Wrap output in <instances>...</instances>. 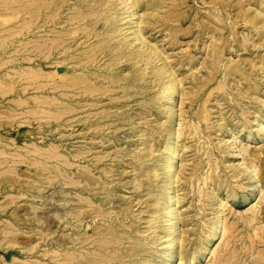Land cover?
<instances>
[{
	"label": "rangeland",
	"instance_id": "374dc122",
	"mask_svg": "<svg viewBox=\"0 0 264 264\" xmlns=\"http://www.w3.org/2000/svg\"><path fill=\"white\" fill-rule=\"evenodd\" d=\"M30 1L31 14L12 21L10 0H0V264H71L74 238L98 246L100 233L119 258L106 264L161 263L168 244L163 147L171 134L180 155L176 262L183 254L182 264H264V0H167L157 16L162 5L140 0L138 17L150 25L139 28L120 0H68L66 14L94 6L86 22L100 46L96 58L107 50L92 67L107 83L73 109L67 101L42 104L45 75L50 88L75 76L53 77L54 56L43 72L42 45L54 26L48 35L37 28L41 0ZM80 43L81 52L90 44ZM155 47L167 60L155 57ZM170 65L185 94L174 114L160 97L162 84L174 81L159 77ZM218 217L223 236L207 258Z\"/></svg>",
	"mask_w": 264,
	"mask_h": 264
},
{
	"label": "bare ground",
	"instance_id": "6f19581e",
	"mask_svg": "<svg viewBox=\"0 0 264 264\" xmlns=\"http://www.w3.org/2000/svg\"><path fill=\"white\" fill-rule=\"evenodd\" d=\"M35 1V0H34ZM39 1V0H38ZM122 2L121 5H124L126 7H129V10H132L129 12V17L131 18V21L134 25H137L138 28L143 26L144 24L150 25L149 22L142 20L141 17H138L139 13H138V7L140 6V0H120ZM153 1H157L159 3V6L157 10H155V14H151V16H157L159 15L160 11L162 10L161 8H165L164 6L167 5L166 3L168 2L167 0H153ZM5 2V1H2ZM81 6H83L84 4H86V1H78ZM89 2V1H88ZM7 3V2H6ZM30 0H21L18 2V0H10L8 6V9L11 11V19L12 21L14 19H19L18 15L20 13H25L28 14L30 13V10L32 8H30ZM68 0H41L40 4H39V13L41 16V20H39V24L37 25V28L40 26L41 29L44 30V34L48 31V27L50 26H54L53 30L52 28L50 31V34L52 33L54 35V38L52 40H47L44 39V45L43 46V50H42V54L43 55V59L45 61H42V69L43 72L45 73V69L48 66V59H50L51 56H54V63L53 65H55V72L53 71L52 74L54 73L55 78H57L58 76L63 78V77H67L70 74H72L73 76H75L72 79V82L70 85H58V83L56 82V79H54V86L53 87H49V83L47 80V75H43L44 76V84L42 85L41 89H42V94L43 97H41L42 99V104L46 105V106H54L57 108H62L64 107L66 101L70 104L68 106H73L76 107L79 104H83L84 102H87L89 99L87 98H91V96H95L96 93L100 92L99 89L100 87L98 86L99 84H104L107 83L105 82L106 78L103 77V75H101V73H95L92 71V67H94L96 64L100 63L107 54V50L101 52L102 55H104V58L102 59L101 57H97V48L99 49V45H95V43L92 42L93 39H95V37H92L91 35L93 34V30L91 31L93 27H91V29L89 30L87 26H89V24L93 23L92 20H90L89 22H86V20L90 19L91 16H89V12L90 11H95L94 6L91 7V5H87L86 7V11L85 10H79V11H75L72 12L73 10H77V9H73V5L70 6L72 8L69 9V11H71L72 13H68L66 14L65 12V6L67 5ZM107 3V2H106ZM174 3V2H173ZM116 4V3H115ZM114 4V5H115ZM164 4V6H163ZM6 5V4H5ZM97 5V4H96ZM173 5V4H172ZM29 6V7H28ZM104 6V5H103ZM168 6V5H167ZM2 6H0L1 8ZM5 7V6H4ZM100 7L102 8V5H100ZM99 7V8H100ZM175 8V5L173 6ZM77 8H79L77 6ZM168 8V7H167ZM65 9V10H64ZM2 10V9H0ZM170 10V9H167ZM3 11V10H2ZM33 11V10H32ZM31 11V12H32ZM8 12V11H7ZM98 12H101L100 10ZM110 13V12H109ZM9 14V13H8ZM31 14V13H30ZM33 14V13H32ZM100 14V13H98ZM166 14V13H165ZM37 15V14H36ZM109 15V14H108ZM21 16V15H20ZM29 16V15H28ZM38 17V16H37ZM36 17V18H37ZM108 17V16H107ZM30 18V17H29ZM105 18V17H103ZM153 19V18H152ZM26 18H20V21L26 22ZM96 20V19H95ZM11 21V22H12ZM94 21V20H93ZM179 19H172V22H178ZM18 22V21H17ZM86 22V23H85ZM32 23V22H31ZM156 24H165L163 21L161 20H155ZM168 23V22H167ZM253 23V22H252ZM154 24V25H156ZM12 25V24H11ZM17 24L13 25L16 26ZM28 23L25 25H21V26H27ZM94 25V24H93ZM109 25V24H108ZM153 25V26H154ZM36 26V25H35ZM60 26V27H57ZM75 26H79L77 28H75ZM100 27V26H99ZM110 27V26H108ZM262 27V26H261ZM29 28H30V24H29ZM73 28V29H71ZM28 29V28H27ZM31 29V28H30ZM34 29V28H33ZM36 29V28H35ZM110 29V28H109ZM259 29V28H258ZM37 30V29H36ZM85 32V34L83 35L82 31ZM89 30V31H88ZM260 30V29H259ZM81 31L82 35H78V37H73L74 35H76L77 33H79ZM99 31V30H98ZM34 32V31H33ZM32 32V33H33ZM39 32V30H38ZM97 32V30H96ZM137 32H141L137 30ZM40 33V32H39ZM43 33V32H42ZM41 33V34H42ZM49 33V32H48ZM13 34V33H12ZM31 34V33H30ZM47 34V33H46ZM106 34V33H105ZM108 34V33H107ZM48 35V34H47ZM52 35V36H53ZM101 35V34H100ZM99 35V36H100ZM106 36V35H105ZM104 36V37H105ZM142 36V34H141ZM41 38V37H40ZM106 38V37H105ZM115 35H109L108 39H110V41H114L115 39ZM103 39V38H102ZM49 41H52L51 44ZM86 42L85 44H87V41L89 44L88 47H84V49H82L83 52H81L80 48L78 50L74 49L75 46H79L82 47L84 46V43H80V42ZM147 41V38L143 39V42L145 43ZM41 42V44H43ZM100 43V41H97V43ZM80 43V44H79ZM126 44V43H125ZM51 45V46H50ZM41 46V45H39ZM41 46V47H42ZM115 48V46L113 47ZM39 49V48H38ZM101 49V48H100ZM30 50V49H28ZM155 57L157 58H161L162 57V53L160 52V50L155 47ZM40 51V50H39ZM38 51V52H39ZM81 53H80V52ZM34 52V51H33ZM41 52V51H40ZM28 53V52H27ZM35 53V52H34ZM33 54V53H32ZM31 55V54H30ZM101 55V56H102ZM26 56V55H25ZM95 58V60H91V58ZM125 57V56H124ZM101 58V59H99ZM166 58V59H165ZM33 59V58H32ZM149 60L151 59L150 56L148 58ZM162 60H167V57H162ZM53 61V60H51ZM97 62V63H96ZM52 66V65H51ZM97 66V65H96ZM40 67V68H41ZM39 68V67H38ZM95 69V68H94ZM41 69H39L40 72ZM99 70V69H98ZM42 71V70H41ZM82 71V74H79L78 72ZM117 71V70H116ZM124 71V70H123ZM122 71V72H123ZM38 72V71H37ZM47 72V71H46ZM239 72V71H237ZM43 73V74H44ZM134 73V72H132ZM168 73H170L168 75ZM39 74V73H38ZM109 74V73H108ZM72 76V77H73ZM173 77L174 81L173 82H169V83H164L162 84L161 91H160V97L163 100H166V105L165 107L168 110H173L172 113L174 114V104H175V100L178 96L182 95L183 97L185 96V94L183 92H181V86L184 83L182 80H178L176 72L174 71V68L172 65L169 66V70L165 73V74H159L160 79H164V78H170ZM42 77V76H41ZM43 78V77H42ZM63 80V79H62ZM67 80V79H66ZM60 81V80H59ZM67 82V81H65ZM109 82V81H108ZM116 82V81H115ZM118 82V80H117ZM42 83V82H41ZM110 83V82H109ZM124 83V82H123ZM115 84V83H114ZM113 84V85H114ZM53 85V84H52ZM110 85V84H109ZM206 85V84H205ZM200 90L202 91V89H204V84L201 83L200 84ZM110 87V86H109ZM107 88V87H106ZM102 89V88H101ZM114 89V88H113ZM112 89V90H113ZM53 91L54 93H58L59 91H63V97H56V96H51V92ZM111 90V91H112ZM117 90V89H116ZM103 91V90H102ZM106 91V90H105ZM122 91V90H121ZM120 91V92H121ZM39 92V90H38ZM40 93V92H39ZM103 93V92H102ZM107 93V92H106ZM109 93V92H108ZM51 94V95H50ZM60 94V93H58ZM57 94V95H58ZM115 94V93H114ZM125 94V93H124ZM104 95V94H103ZM108 95V94H107ZM133 95V94H132ZM87 96V98H86ZM101 96V95H100ZM118 97V96H117ZM116 97V98H117ZM128 97V96H127ZM62 98V99H61ZM64 98H66L64 100ZM108 98V97H107ZM115 97L113 98V100L116 99ZM120 98V97H119ZM96 99V98H95ZM98 99V98H97ZM96 99V100H97ZM100 99V98H99ZM103 99V98H102ZM118 99V98H117ZM123 99V98H122ZM127 99V98H126ZM94 100V98H93ZM101 100V99H100ZM99 100V103H100ZM109 101V100H108ZM107 101V102H108ZM117 101V100H115ZM186 101V100H185ZM96 101H93L92 103H95ZM98 102V101H97ZM104 102V101H103ZM114 102V101H113ZM183 102V101H182ZM187 102V101H186ZM66 103V104H68ZM91 103V104H92ZM105 103V102H104ZM90 104V103H88ZM90 104V105H91ZM98 104V103H97ZM101 104V103H100ZM184 104V103H183ZM85 105V104H84ZM96 106V105H95ZM93 106V108L95 107ZM100 106V105H99ZM98 106V107H99ZM91 107V106H89ZM97 107V106H96ZM103 107V106H102ZM101 107V108H102ZM43 108V107H42ZM72 108V109H73ZM100 108V107H99ZM67 109L69 110L70 108L67 107ZM79 109V107H78ZM56 110V109H55ZM58 110V109H57ZM62 112H64V110H61ZM60 111V112H61ZM87 111V110H86ZM95 111V110H93ZM106 111V110H105ZM108 111V110H107ZM66 112V111H65ZM70 112V111H69ZM81 112V111H80ZM84 112V110H83ZM91 112V111H90ZM76 113V112H75ZM102 113V112H101ZM62 114V113H61ZM66 114V113H64ZM91 114V113H89ZM88 114V115H89ZM93 114V113H92ZM110 114V113H107ZM69 115V114H68ZM86 115V114H85ZM102 115V114H101ZM208 115V114H207ZM59 116V115H58ZM79 116V114H78ZM77 116V117H78ZM90 116V115H89ZM93 116V115H92ZM98 116V115H97ZM72 117V116H70ZM69 117V118H70ZM101 117V116H100ZM99 117V118H100ZM76 118V115H75ZM74 118V119H75ZM86 118V117H85ZM80 119V118H79ZM89 119V118H88ZM101 119V118H100ZM205 119V118H204ZM208 119V118H206ZM85 120V119H84ZM73 121V120H71ZM77 121V119H76ZM75 121V122H76ZM99 121V120H98ZM102 123V122H101ZM90 124V123H88ZM97 124V123H96ZM99 124V123H98ZM95 125V124H94ZM103 125V124H102ZM79 126V125H78ZM96 126H100L101 125H96ZM90 127V126H89ZM87 128V127H86ZM94 128V127H93ZM99 129V128H98ZM264 134V125H262V132L260 134V136L262 137ZM177 136V135H176ZM176 137H174V134H171L170 137L168 138L167 143L164 145L163 147V153L166 156V169H167V177L165 180V194L163 197V200H165L167 203V205L162 208L160 210V212L162 213L163 217H162V226H166V233L167 235L165 236L167 238L168 242L167 246L165 247V251L163 254V259L161 260V263L159 264H182L184 262V257L183 254H178L179 256H177V258L179 257V261L181 260L182 263H180L179 261L176 262V252L178 249V238H177V232H178V222L176 221L177 217H178V211H177V206L175 204V187L176 184L179 180V173H178V158L180 155H178L179 153V149L177 147V142H176ZM4 142V141H3ZM242 154H246V155H252V153H250L247 149L242 150ZM80 152V151H79ZM257 155V154H256ZM258 156V155H257ZM77 158V157H76ZM260 159V158H259ZM256 160V159H255ZM254 161V160H253ZM248 168V167H247ZM251 168V167H250ZM256 168V167H255ZM256 171V170H255ZM182 174V172H181ZM152 175V174H151ZM150 175V176H151ZM155 175V174H154ZM181 179V178H180ZM181 182V181H179ZM178 182V183H179ZM88 202V201H87ZM222 204V203H221ZM97 212V211H95ZM98 213V212H97ZM78 215V214H77ZM97 215V214H96ZM105 215V214H103ZM223 215V214H222ZM76 216V215H75ZM106 216V215H105ZM256 216V215H255ZM180 217V216H179ZM105 218V217H103ZM252 219V217L250 218ZM254 219V218H253ZM63 220V219H62ZM73 220V219H72ZM83 220V219H82ZM99 220V219H98ZM86 221V220H84ZM82 221V223L84 222ZM96 221V220H95ZM109 221V220H108ZM78 222V221H77ZM76 222V223H77ZM105 222V221H104ZM111 225V224H109ZM222 219L221 217L217 218V221L215 222V227L214 230L212 231L211 235L209 236L208 239V244L205 247V249H203V256L207 257L210 256L212 252H210V247L211 244H213L214 242L218 241L221 236H223V229H222ZM102 226V225H101ZM117 226V225H116ZM214 226V225H213ZM101 228V227H100ZM98 228V229H100ZM103 228V227H102ZM119 228V226L117 227ZM262 228V227H261ZM260 228V229H261ZM108 229V228H107ZM75 230V228H74ZM114 232V231H113ZM158 232V231H157ZM123 233V232H122ZM77 234V233H76ZM120 234V233H119ZM182 235V233H181ZM86 236V235H85ZM95 236V235H94ZM93 236V237H94ZM126 236V235H125ZM84 237V236H83ZM101 239H98L100 238ZM76 238V237H75ZM74 238V242H75V248L73 250V253L70 255V262L71 264H104L107 261H113L114 259H119L118 256L113 255L112 253V249L109 248V243L104 242V234L100 233L98 234V246L97 243H88L90 241L89 239H82V242L80 243V239L81 238ZM128 238V237H127ZM128 240V239H127ZM94 241V240H93ZM129 241V240H128ZM181 241V240H180ZM78 242L80 244H78ZM92 242V241H91ZM127 243V242H126ZM84 244V246H83ZM122 244V243H121ZM73 245V244H71ZM80 245H82V247H79ZM126 245V244H125ZM134 245V244H132ZM127 247V246H126ZM131 247V246H130ZM133 247V246H132ZM136 247V246H135ZM73 249V248H72ZM95 250H98V252H95ZM116 248L114 249L115 252ZM125 250V249H124ZM69 251V250H68ZM71 251V250H70ZM69 251V252H70ZM93 251V252H92ZM62 252V251H60ZM66 252V251H64ZM119 252V249H118ZM130 253V252H129ZM70 254V253H68ZM115 254V253H114ZM129 255V254H128ZM136 255V254H135ZM68 256V255H67ZM213 256V255H212ZM65 257V256H64ZM192 257V256H191ZM57 258V257H55ZM68 258V257H67ZM127 258V257H126ZM134 258V257H133ZM208 258V257H207ZM124 259V258H123ZM63 260V259H62ZM189 260V259H188ZM191 260V259H190ZM130 261V260H129ZM158 261V260H157ZM63 262V261H62ZM65 262V261H64ZM197 260L196 259H192L191 260V264H196ZM61 263V262H59ZM106 264V263H105ZM125 264V263H124Z\"/></svg>",
	"mask_w": 264,
	"mask_h": 264
}]
</instances>
